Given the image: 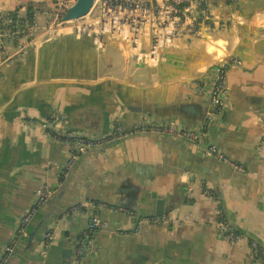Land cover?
<instances>
[{
	"label": "crops",
	"instance_id": "crops-1",
	"mask_svg": "<svg viewBox=\"0 0 264 264\" xmlns=\"http://www.w3.org/2000/svg\"><path fill=\"white\" fill-rule=\"evenodd\" d=\"M15 2L0 0V14ZM206 2L210 21L146 58V35L114 32L97 43L71 29L50 39L43 31L21 53L7 55L0 47V251L36 189L57 191L69 172L68 146L44 124L58 113L64 118L55 129L62 134L105 133L116 112L125 129L144 114L174 119L200 130L202 147L211 143L243 167L206 155L185 139L143 134L85 153L55 208L45 204L29 224L33 243L18 245L4 264H261L251 256L249 239L264 247V0ZM36 13L34 25L52 18L48 10ZM15 47L11 41L9 49ZM221 60L228 63L227 92L224 109L217 111L209 90L212 66ZM154 191L175 221L143 220L156 206ZM130 200L143 211L138 223L116 204ZM79 201L87 211L74 214L70 208ZM94 202L104 205L97 211L107 224L93 232L76 262L77 240L89 226ZM218 204L243 238L221 236ZM53 219L57 238L43 245V227Z\"/></svg>",
	"mask_w": 264,
	"mask_h": 264
},
{
	"label": "built area",
	"instance_id": "built-area-1",
	"mask_svg": "<svg viewBox=\"0 0 264 264\" xmlns=\"http://www.w3.org/2000/svg\"><path fill=\"white\" fill-rule=\"evenodd\" d=\"M98 2L101 9V15L90 17L88 14L84 15L86 19L71 24L77 19H64L63 15L59 14L51 22H47L42 28L39 25H30L26 23L22 28H17L14 20L19 22L24 13L21 10L17 15L10 13L0 14V47L7 55L18 54L26 50L30 41H35L39 37V33H45L47 39L52 38L60 29H71L77 33H86L95 38L97 43L103 42V34L107 32L126 33L131 34L135 39H141L146 35L150 42V50L143 52V57L152 54L155 55L160 47L165 45L175 44L177 39L181 38L185 31L197 32L200 30V24L210 21V12L206 0H95L91 10ZM90 10V11H91ZM40 28V29H39ZM40 30V32H39ZM22 38V41L16 39ZM13 42L16 47L14 51L9 49L10 42ZM16 41V42H15ZM231 61L239 62V60L232 58ZM226 64H218L215 67L213 83L210 86L209 98L214 110L222 111L224 109L225 92L227 90L225 80ZM196 90L201 91L202 85L196 84ZM45 126L47 125L44 123ZM49 129V128H48ZM49 131L63 143L71 146L68 158L64 164L65 170H69L74 160L87 149L100 144L104 141L121 137L129 132L134 131H154L164 135H171L174 137H182L192 141H199L201 135L200 130L190 127H181L175 120L157 121L150 119L147 116L142 117L129 131H125L119 122L117 116L112 125V129L107 133L96 136L88 133L67 131L62 133L55 132L52 129ZM205 153L214 156L220 161H223L232 167L243 170V167L215 145H209L205 149ZM54 189L49 185H42L35 193L33 202L28 210L21 215L17 224L16 236L13 238L11 244L7 246L2 253L0 263L7 257L8 253L13 247L17 236L26 233V226L36 213L38 208L53 194ZM204 192L214 195L212 190L205 188ZM104 206L100 202L92 203L94 210L92 221L89 223L87 229L83 230L78 237L75 249V260L79 261L85 254L87 247L90 245L91 235L96 229L106 226V222L102 220L97 209ZM120 209L129 212L135 216L134 211H130L125 207ZM74 214L86 212L84 203L75 204L70 208ZM219 232L222 237L229 241L240 240L244 237L242 233L230 227V224L224 214V210L220 204L216 208ZM144 221L152 222H170L175 221L169 213L146 215ZM57 238L55 228H50L45 234V244H51ZM249 245L252 249L251 256L256 261L264 264V247L256 240L249 239Z\"/></svg>",
	"mask_w": 264,
	"mask_h": 264
},
{
	"label": "water",
	"instance_id": "water-1",
	"mask_svg": "<svg viewBox=\"0 0 264 264\" xmlns=\"http://www.w3.org/2000/svg\"><path fill=\"white\" fill-rule=\"evenodd\" d=\"M94 3H95V0H76L72 5H70L68 8H67V10H66V12L64 13V15H63V18L64 19H77V18H80V17H82V16H84V15H86V14H88L89 12H90V10H91V8L93 7V5H94ZM75 33H77L76 31H74ZM108 33H112V32H107V33H104L103 34V41H104V38H105V35L106 34H108ZM78 34V33H77ZM88 35V34H86V33H81L80 35ZM91 36V35H90ZM93 37V36H92ZM94 38V37H93ZM163 47V46H162ZM162 47H160V49L162 48ZM159 49V50H160ZM226 64V66H227V61H225V60H221V61H217L216 63H214L213 64V66H212V69H214V71H215V67H216V65H218V64ZM225 80H226V71H225ZM226 86H227V84H226ZM226 92H227V90H226ZM226 92H225V95H226ZM209 101H210V98H209ZM226 104V98H225V102H224V105ZM212 105V104H211ZM212 108H214L213 107V105H212ZM119 117V122L121 123V119H122V116H121V113H115L114 115H113V118H112V124H111V127H110V129L108 130V131H110L111 129H112V125H113V123H114V120H115V118L116 117ZM144 116H147V117H149L150 119H153V120H157V121H169V120H174V119H158V118H152V117H150L149 115H146V114H144L142 117H144ZM141 117V118H142ZM64 118V113H58L57 114V116H56V119L54 120V121H52V122H44V123H46L47 125V127L49 128V129H52V130H54L55 132H58V133H60V131L58 130V129H55V126H56V124L60 121V120H62ZM140 118V119H141ZM139 119V120H140ZM176 121V120H175ZM139 122V121H138ZM121 125H122V123H121ZM122 128L125 130V131H129L130 129H125L123 126H122ZM107 131V132H108ZM77 132V131H76ZM107 132H105V133H107ZM82 133H85V132H82ZM105 133H102V134H92V133H88V134H92V135H96V136H100V135H103V134H105ZM132 134H143V135H151V136H155V137H161V136H163V137H172V138H174L177 142L178 141H182V140H184L185 138H182V137H174V136H171V135H164V134H161V133H159V132H154V131H134V132H129V133H126L125 135H123V136H121V137H115V138H113V139H110V140H107V141H104V142H102V143H100V144H97V145H95V146H93V147H91V148H89V149H87L86 151H84V152H82L75 160H74V162H73V164L71 165V167L69 168V172H68V174H67V176H66V178L63 180V182L59 185V189L57 190V191H55L54 190V192H53V194L38 208V210L36 211V213L33 215V217L31 218V220L29 221V223L27 224V226H26V233L25 234H20L19 236H17V239H16V241L14 242V244H13V247H12V249L10 250V252L8 253V255H7V257L5 258V260L8 258V257H11L12 255H14L16 252H17V248H18V245H20V244H26L27 243V246L29 247L32 243H33V241H32V239H33V237H34V232H30L29 233V229H28V226H29V224L31 223V221L37 216V214H38V212H39V210H40V208L41 207H43L45 204H47V203H49L50 205H51V209L53 208H55V205L58 203V201L62 198V196H63V194L65 193V191H66V189H67V187H68V184L70 183V181H71V179H72V177H73V173H74V169H75V167H76V163H77V161H78V159H79V157H81L83 154H87V153H90V152H94V151H98V150H101V149H105L106 147H108L109 145H111V144H113V143H115V142H118L119 140H121L122 138H125V137H127V136H130V135H132ZM185 140H188V139H185ZM188 141H190V142H194L195 143V145L196 146H198L199 148H202L203 149V153L204 154H206L205 153V149L209 146V145H211V143H208L205 147H202L200 144H199V141H192V140H188ZM67 146H68V154H69V151H70V148H71V146L70 145H68V144H66ZM206 155H208V154H206ZM209 156H211V155H209ZM67 158H68V156H67ZM41 187V186H40ZM39 188V187H38ZM37 188V189H38ZM37 189H36V191H37ZM217 190V193H218V189H216ZM36 191H35V193H36ZM152 196L153 197H156V206H155V208L154 209H152L151 207H150V209H149V212H148V214L147 215H151V214H161V213H164L165 212V199L163 198V197H160L155 191L152 193ZM34 197H35V194H34ZM134 197L137 199V202H139V199L137 198V195H134ZM34 199V198H33ZM102 201H106V199H104V198H100ZM32 202H33V200H32ZM31 202V203H32ZM110 202V201H109ZM31 203H30V205H31ZM78 203H80V201L79 202H76L75 204H78ZM81 203H84V202H81ZM111 203H113V201L111 202ZM128 203L130 204V205H126V204H122V202H118V203H116V204H120V205H123L125 208H127V209H129V210H132V211H134L135 213H136V215L134 216L135 217V220H136V223H138L139 222V220L141 219V217L143 216V211L141 210V208L140 207H135L134 205H133V202L130 200V202L128 201ZM75 204H73L72 206H74ZM30 205L27 207V209L23 212V213H21L20 215H19V217H18V219H17V222H16V225H15V228H14V233H13V236H12V238H11V240H10V242H8L7 243V245L0 251V258H1V255H2V253L6 250V248H7V246H9L10 244H11V242H12V240H13V238L16 236V232H17V224H18V221H19V218L21 217V215L22 214H24L27 210H28V208L30 207ZM150 205V204H149ZM71 206V207H72ZM148 206V205H147ZM222 206V208H223V210H224V213H225V215H226V218H227V214H226V211H225V209H224V206L223 205H221ZM93 213H94V211H92L91 213H90V222L92 221V217H93ZM151 213V214H150ZM133 217V216H132ZM48 217H43L42 218V220H41V222L42 221H44V220H46ZM227 220H228V218H227ZM52 221H54V219L53 220H49V222H47L45 225H44V234H43V239H42V243H43V245H46L45 244V234L47 233V231L50 229V228H54V226H52V224H50V222H52ZM228 222H229V224H230V227L232 228V229H234V230H236L233 226H232V223L230 222V220H228ZM26 240V241H25ZM26 242V243H25ZM55 242V241H54ZM54 242H52V243H54ZM74 257H75V255H74ZM5 260L2 262V263H0V264H4V262H5ZM8 262V261H7ZM67 262L69 263V264H74V262L71 260V259H68L67 260ZM76 262H78V261H76ZM6 264V263H5ZM77 264V263H76Z\"/></svg>",
	"mask_w": 264,
	"mask_h": 264
},
{
	"label": "rangeland",
	"instance_id": "rangeland-1",
	"mask_svg": "<svg viewBox=\"0 0 264 264\" xmlns=\"http://www.w3.org/2000/svg\"><path fill=\"white\" fill-rule=\"evenodd\" d=\"M75 1L76 0H16L15 5L10 10H14L19 6V7H21V12L25 14L28 6L32 5V7H34V9H36L35 13H36V11L38 12V11L48 10L49 12H51L50 18L51 17L54 18L58 14H59V16L64 15L67 8L70 5H72ZM99 7H100V5L96 6L93 10L94 12H92L91 15H89V14L88 15L90 17L98 16L101 13V9ZM9 11H7V12L9 13ZM52 18L48 21V23L55 19V18L54 19H52ZM84 19H86V18L83 16V18H81L79 20H74L73 22H71V24H75L79 21H83ZM33 23H35V21H33ZM45 24H47V22H43V24L41 23L38 25L41 26L40 28H42V26H44Z\"/></svg>",
	"mask_w": 264,
	"mask_h": 264
},
{
	"label": "trees",
	"instance_id": "trees-1",
	"mask_svg": "<svg viewBox=\"0 0 264 264\" xmlns=\"http://www.w3.org/2000/svg\"><path fill=\"white\" fill-rule=\"evenodd\" d=\"M20 9H21V7L18 6L16 9L10 10L9 13L15 16L18 14ZM34 16H35V9H34V7H32V5H29L26 13L23 16H21V18H20L21 20L19 22H16L14 20V23L17 25L16 26L17 28H22L23 25H25L26 23L33 25V21L35 20Z\"/></svg>",
	"mask_w": 264,
	"mask_h": 264
}]
</instances>
